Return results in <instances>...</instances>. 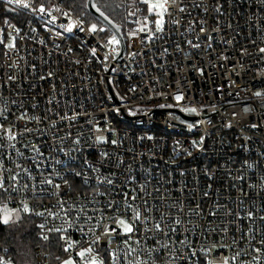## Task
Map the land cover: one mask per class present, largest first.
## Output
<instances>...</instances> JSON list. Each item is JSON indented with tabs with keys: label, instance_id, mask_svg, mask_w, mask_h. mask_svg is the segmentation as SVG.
<instances>
[{
	"label": "built area",
	"instance_id": "built-area-1",
	"mask_svg": "<svg viewBox=\"0 0 264 264\" xmlns=\"http://www.w3.org/2000/svg\"><path fill=\"white\" fill-rule=\"evenodd\" d=\"M0 4V195L35 264H264V0H168L161 31L131 3L120 55L59 0Z\"/></svg>",
	"mask_w": 264,
	"mask_h": 264
},
{
	"label": "trees",
	"instance_id": "trees-1",
	"mask_svg": "<svg viewBox=\"0 0 264 264\" xmlns=\"http://www.w3.org/2000/svg\"><path fill=\"white\" fill-rule=\"evenodd\" d=\"M63 5L70 7L77 15L83 17L87 24L93 20L100 23L87 9L85 0H59ZM140 0H120L114 5L115 13H107L102 3H96L97 8L106 17H108L113 23L119 26L122 22L126 7L131 3H136ZM11 11L5 9L0 4V15H12ZM101 24V23H100ZM0 209L6 208L2 203L0 195ZM18 212V217L9 221L8 224L0 223V253L6 249L11 256L13 262L16 264V260L20 254H28L30 258V264H35L34 248L41 245L40 226L37 219L30 216L27 213ZM1 213V212H0Z\"/></svg>",
	"mask_w": 264,
	"mask_h": 264
},
{
	"label": "snow or ice",
	"instance_id": "snow-or-ice-1",
	"mask_svg": "<svg viewBox=\"0 0 264 264\" xmlns=\"http://www.w3.org/2000/svg\"><path fill=\"white\" fill-rule=\"evenodd\" d=\"M7 2H8V3H13V2H15V3L19 4V3H21V0H7ZM143 2H144L145 4H148V11H149L150 13H151V12H155L157 15H159V16L161 17L160 20H157V21L155 22V23H156V30H157V31H161V30H162V25H163V19H162V17H163L164 12L167 11L166 4H167L168 0H157L156 3H150V0H143ZM24 6L27 7V5H24ZM157 9H159L160 11H157ZM40 11L43 12V11H44V8L41 7V8H40ZM181 11H183V9H181ZM100 30L103 31V29H100ZM143 30H144L143 28L140 29V31H143ZM68 31H71V28H69ZM91 31H93V32L97 31L95 25L92 26ZM108 43H109V44H118V43H119V40H117V39L115 38V36H113V37L108 41ZM8 47L11 48V47H14V45H13V44H9ZM260 51H261L262 53H264V48H261ZM93 54H95V50H93ZM255 94H256L257 96L262 95V93H260V92H257V93H255ZM175 98H176L178 101L181 100V99H183L182 96H177V97H175ZM186 111H189V112H196V109H195V108H192V109H187ZM190 127H191V126H190ZM9 131H10V130H9ZM11 138H14V137H11ZM104 139H105V138H103V137L99 138L100 142H104ZM112 143H116V142H115V141H112ZM108 182L111 183V181H108ZM48 183H51V181H48ZM2 187H3V185L0 184V188H2ZM57 187H59V186L57 185ZM23 211L26 212V213L30 211L28 205L25 204V205L23 206ZM0 212H4V214H3L2 216H0V223L8 224L9 221L11 220V216H10L9 214H7L5 210H0ZM41 215H42V214H41ZM134 219H135V220H139V219H140V213H139V211H137V213H136ZM119 225L123 228V232H124L125 234H127V233H131V232L134 231L132 225H131V224H128V223H127L126 221H124V220H120V221H119ZM41 227H43V225H41ZM156 227H157V229H159V224H157ZM57 231H59V229H57ZM113 231H115V229H113ZM44 239H47V237H44ZM71 247H72V243H68L67 247H66L64 250H65V251H68ZM91 252H92V249H91V247H89L88 249H85V250H83V251H80V252H78L77 254H78L80 257L83 258V257L85 256L86 253H91ZM0 264H4V261H3V258H2V257H0ZM64 264H74V262H73L71 259H69V260H67V261H64ZM91 264H103V262H102V261H97V260L93 259V260L91 261ZM225 264H227V261H225Z\"/></svg>",
	"mask_w": 264,
	"mask_h": 264
},
{
	"label": "rangeland",
	"instance_id": "rangeland-1",
	"mask_svg": "<svg viewBox=\"0 0 264 264\" xmlns=\"http://www.w3.org/2000/svg\"><path fill=\"white\" fill-rule=\"evenodd\" d=\"M123 1V0H122ZM117 2H120V0H95V3H102L103 7L105 8V10L107 11V13H112L114 14L116 11L114 9V5L117 3ZM157 0H150V3H156ZM85 3H86V0H85ZM157 11H160L159 9H157ZM157 20H160V16L155 14ZM121 24V22L119 23V25ZM90 28H92L93 25L96 26V29L101 25L100 23H97L96 21H89V24ZM1 210V209H0ZM6 211L7 214H9L11 216V220L10 221H13L15 220L17 217H18V212L12 208L10 209H4ZM4 214V212H1L0 213V216H2ZM19 259L16 260V264H30V256L28 254H20V256L18 257ZM71 259L74 264H75V261L72 259V258H66L65 260L62 261L61 264H64V261H67Z\"/></svg>",
	"mask_w": 264,
	"mask_h": 264
},
{
	"label": "water",
	"instance_id": "water-1",
	"mask_svg": "<svg viewBox=\"0 0 264 264\" xmlns=\"http://www.w3.org/2000/svg\"><path fill=\"white\" fill-rule=\"evenodd\" d=\"M86 7L88 11L103 25L110 33H112L118 40L120 44L121 51L118 55L122 54L125 49V43L123 36L120 32L119 26L113 23L108 17H106L96 6L95 0H86ZM8 9V8H7Z\"/></svg>",
	"mask_w": 264,
	"mask_h": 264
}]
</instances>
